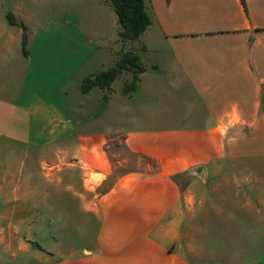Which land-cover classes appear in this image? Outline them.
I'll use <instances>...</instances> for the list:
<instances>
[{
	"label": "crops",
	"instance_id": "crops-1",
	"mask_svg": "<svg viewBox=\"0 0 264 264\" xmlns=\"http://www.w3.org/2000/svg\"><path fill=\"white\" fill-rule=\"evenodd\" d=\"M76 4L98 18L114 9L111 0H0L7 264L22 256L34 264H264L254 248L247 254L244 226L233 225L246 220V208L263 222L264 197H252L264 196V182L224 173L264 158V0H147L152 23L142 51L126 42L146 69L135 92L112 93L116 80L109 96L100 88L85 93L81 82L113 67L123 42L114 52L95 45L66 13ZM56 11L65 12L62 22ZM74 81L80 100L71 103ZM117 137L139 158L136 167L132 158L115 164ZM39 176L55 188L69 180L64 190L97 225L89 246L56 258L33 249L30 198Z\"/></svg>",
	"mask_w": 264,
	"mask_h": 264
},
{
	"label": "rangeland",
	"instance_id": "rangeland-1",
	"mask_svg": "<svg viewBox=\"0 0 264 264\" xmlns=\"http://www.w3.org/2000/svg\"><path fill=\"white\" fill-rule=\"evenodd\" d=\"M73 4V3H71ZM6 6H9L7 3ZM72 6V5H71ZM112 6V5H111ZM114 8V6H112ZM87 11V12H86ZM81 11L79 10V5H74L70 11L66 12L69 13L71 21H75L79 26H81L85 31H87L88 38L94 39V44L97 45L98 41H101L100 45L102 47H105L106 49L113 51L116 49V47H121L120 45L123 42L122 50L128 48L129 51H131V45H127L125 41L119 36V32L121 29V26L119 24L118 15L115 17L113 15L115 12L114 9L112 11L105 10L102 12V16L98 18V12H92V10H86ZM86 12V13H85ZM51 12H49L50 14ZM65 12L62 11H56L53 12L55 16L59 19V22L63 21ZM82 14H85V17H82ZM85 23V26H84ZM118 32V34L116 33ZM116 34L119 37V42L116 41ZM144 36V37H143ZM147 35H142L141 38L134 42L135 46L142 51V48L145 44V38ZM88 40V39H87ZM89 49V46H86V50ZM121 50H119L120 52ZM117 58V56H116ZM108 69V68H107ZM104 68V70H107ZM132 81V75L131 74H123L121 75L117 81H116V87L112 89V93L117 92L120 94V91L125 87V85ZM84 82V81H83ZM83 82H81V85H83ZM76 84V82H71L70 85V91L69 95L71 96V103L77 102L80 99L74 98L73 96V86ZM77 85V84H76ZM80 90V89H79ZM106 95L109 96L110 90H103ZM81 96L82 93L80 91ZM113 142L112 150L116 151V154H114V160L115 164L117 161H123L127 160L129 163H131V154H129L126 150V147L123 143L122 138L117 137V139ZM115 149V150H114ZM40 156V153H38L37 157ZM134 159V166H137V160H139L138 157H133ZM63 169V166H61ZM39 162L36 163V169L39 172ZM243 169L240 170H233L232 168L228 171H225V177L228 178H251V179H258L262 180L264 182V158H245L243 166L240 167ZM119 171L121 170H127L128 167L119 166ZM245 169V170H244ZM64 170V169H63ZM64 171H58L54 177L61 176ZM213 178V177H211ZM69 180L65 178V182L61 187L55 188L52 187L50 184H47L45 179L43 177H37V190L35 194L30 198L31 204L34 206V210L32 211V218L33 220H37L38 222L36 226L32 227V230L28 234V238L33 241V249H38L37 245L40 247H43L42 251H50L53 252L54 258H56V255L58 256V253H61L65 250L71 249V248H82L83 246H89L91 244V234L95 232V229L97 228V225L95 221L89 217H86L83 215V213L79 209V204L72 198L71 193L65 191L64 187L69 184ZM46 192H50L51 195L48 198H45L44 195ZM258 197H264L259 196V193H255L252 197L254 200H257ZM243 199V197L241 198ZM243 201V200H241ZM263 213H264V208ZM244 211V212H243ZM241 211L242 214H246V220L242 218H237L234 221V226L241 227L244 226L245 231L247 232L246 239H245V245H246V251L247 254L251 251V248H254L255 253L260 252V254H264V220L262 223H259L260 220L257 219V216L255 213H248L250 210L248 208ZM248 211V212H247ZM246 212V213H245ZM239 216V215H237ZM241 216V215H240ZM254 217V218H253ZM41 220H43L41 222ZM53 222V225H50V222ZM68 223L67 226H65V223ZM88 230L90 234L85 235L84 231ZM249 231H252L249 233ZM25 233V232H24ZM232 237L230 236L229 242L234 244L232 242ZM227 242V240H224V242ZM219 242H216L214 245H217ZM231 245V244H228ZM2 247L0 246V264H7L11 260L9 259V256L4 252H2ZM52 255V256H53ZM34 258H29L22 256V258L17 261V263L21 264H34L37 263V261L33 260Z\"/></svg>",
	"mask_w": 264,
	"mask_h": 264
},
{
	"label": "trees",
	"instance_id": "trees-1",
	"mask_svg": "<svg viewBox=\"0 0 264 264\" xmlns=\"http://www.w3.org/2000/svg\"><path fill=\"white\" fill-rule=\"evenodd\" d=\"M147 0H111L118 15L121 30L119 36L123 41H137L152 23V19L146 9ZM245 2V0H242ZM11 24H17L12 13L8 14ZM23 50H26V33L23 38ZM141 56L133 51L121 50L118 52V59L113 67L87 77L82 85V91L90 92L94 88L111 90L115 81L124 73L132 74V81L123 88L124 94H131L138 88L140 74L145 71Z\"/></svg>",
	"mask_w": 264,
	"mask_h": 264
}]
</instances>
